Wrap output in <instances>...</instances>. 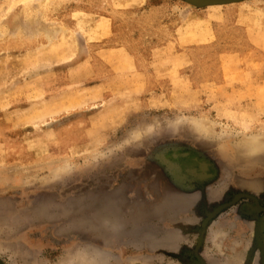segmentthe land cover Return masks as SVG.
Here are the masks:
<instances>
[{
	"label": "rangeland",
	"instance_id": "374dc122",
	"mask_svg": "<svg viewBox=\"0 0 264 264\" xmlns=\"http://www.w3.org/2000/svg\"><path fill=\"white\" fill-rule=\"evenodd\" d=\"M22 2L0 0V264H261L264 0ZM87 198L125 225L172 203L183 236L105 243Z\"/></svg>",
	"mask_w": 264,
	"mask_h": 264
},
{
	"label": "water",
	"instance_id": "95a60500",
	"mask_svg": "<svg viewBox=\"0 0 264 264\" xmlns=\"http://www.w3.org/2000/svg\"><path fill=\"white\" fill-rule=\"evenodd\" d=\"M79 203L88 209H94L95 213L89 218V222L99 227L105 243L114 238L119 239L120 243L123 240L130 239L156 240L164 233L175 234L176 232L181 235L185 229V226L181 223L184 210L180 208L170 210L172 212L169 215L165 212V217L161 219L153 220L154 218H152L141 224L125 225L122 223L121 218L115 219L106 211L108 203L104 199L87 198L80 200ZM96 249L98 252L104 253L103 247Z\"/></svg>",
	"mask_w": 264,
	"mask_h": 264
},
{
	"label": "bare ground",
	"instance_id": "6f19581e",
	"mask_svg": "<svg viewBox=\"0 0 264 264\" xmlns=\"http://www.w3.org/2000/svg\"><path fill=\"white\" fill-rule=\"evenodd\" d=\"M19 1H20V0H19ZM23 1H25V3L22 2V5H23V6L27 5V4H26V1H27V0H23ZM20 4H21V3H20ZM22 5H21V7H22ZM24 27H28V26L26 25V26L21 27L20 30H19V32H23V30L25 29ZM30 27L32 28V27H34V26H30ZM33 29L37 31L36 33H38V32L41 33V32H42V34L44 35L45 38H49V37H50L49 33L45 30V29H47V28L44 29L43 26L34 27ZM36 33H35V34H36ZM36 35H38V34H36ZM40 35H41V34H40ZM43 35H42V36H43Z\"/></svg>",
	"mask_w": 264,
	"mask_h": 264
},
{
	"label": "flooded vegetation",
	"instance_id": "af4514ba",
	"mask_svg": "<svg viewBox=\"0 0 264 264\" xmlns=\"http://www.w3.org/2000/svg\"><path fill=\"white\" fill-rule=\"evenodd\" d=\"M255 208H256V207H255ZM255 208L253 207V208H250V209H251V210H252V209L254 210ZM166 211H167L166 213H167L168 215L171 214V212H172V211H169V210H166ZM261 264H264V259H263V262H261Z\"/></svg>",
	"mask_w": 264,
	"mask_h": 264
},
{
	"label": "crops",
	"instance_id": "0c3cea01",
	"mask_svg": "<svg viewBox=\"0 0 264 264\" xmlns=\"http://www.w3.org/2000/svg\"><path fill=\"white\" fill-rule=\"evenodd\" d=\"M177 204V203H176ZM169 207H170V209H172L173 208V210H174V207H173V204L172 203H169Z\"/></svg>",
	"mask_w": 264,
	"mask_h": 264
}]
</instances>
